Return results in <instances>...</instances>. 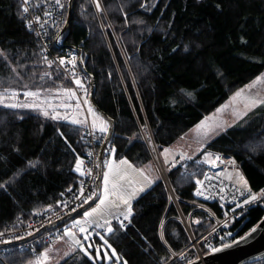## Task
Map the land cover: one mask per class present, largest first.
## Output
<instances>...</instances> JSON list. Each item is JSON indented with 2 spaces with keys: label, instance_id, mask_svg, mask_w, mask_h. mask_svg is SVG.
<instances>
[{
  "label": "trees",
  "instance_id": "16d2710c",
  "mask_svg": "<svg viewBox=\"0 0 264 264\" xmlns=\"http://www.w3.org/2000/svg\"><path fill=\"white\" fill-rule=\"evenodd\" d=\"M99 3L97 9L95 0H75L71 26L62 41L81 50L85 76L95 79L94 101L115 121L117 159L126 158L149 171L153 164L150 136L159 151L174 145L235 90L245 89L264 72V0ZM0 50L4 53L0 55V91H16L26 103L42 105L15 109L0 105V184L6 185L0 188L3 229L24 223L34 210L56 207L66 189L78 187L82 177L75 163L77 157L83 159L87 145L84 125L52 118L61 111L63 97L68 107L72 105L64 90H76L58 65L49 67L44 60L39 39L25 24L20 0H0ZM54 51L72 49L54 43ZM83 85L90 89L85 79ZM27 91H40V100L26 97ZM208 145L235 156L251 186L260 193L264 190V112L251 115L244 126L224 131ZM168 178L177 204L171 201L163 179L155 177L133 202L130 227L122 230L113 224L114 233L106 236L120 258L113 256L114 262H170L172 252L179 254L191 243L181 213L196 238L210 228L209 215L196 208L192 177L182 175L176 166ZM263 216L264 205L252 207L233 227L242 236ZM161 221L167 244L160 238ZM101 241L97 239L100 245ZM44 249L45 245L39 251ZM12 254L0 264L34 260L30 251ZM58 264L105 262L89 260L77 250ZM251 264H264V260Z\"/></svg>",
  "mask_w": 264,
  "mask_h": 264
},
{
  "label": "built area",
  "instance_id": "2783aa9c",
  "mask_svg": "<svg viewBox=\"0 0 264 264\" xmlns=\"http://www.w3.org/2000/svg\"><path fill=\"white\" fill-rule=\"evenodd\" d=\"M21 1V0H20ZM60 3L64 5L63 8L56 3V0H30L29 12L25 15V24L41 43V51L44 56L53 61L54 64L58 65L68 76L74 85L79 101L85 109L87 123L84 125V139L87 145L85 155L83 157L84 164L83 171L85 175H81V181L78 187H70L71 192L68 189L65 190L64 196L57 203L56 207L34 210L32 217L26 220L24 223H14L6 228L1 229L4 235L0 236V244H8L16 241H21L29 238L30 236L37 234V236L29 241L20 243L18 245H11L0 247V260L5 259L13 252L30 251L33 257L36 259L41 251V246L52 245L62 235L63 230L60 225L56 224L64 216L71 214L73 211L81 207L84 197L77 199L79 195V188L81 183L85 188V196H88L92 192H96L97 180L99 176V152L103 144L104 137L102 133L95 130L91 126V122L88 117L86 103L88 102V96L90 89L89 87H78L73 79V76L82 75L84 71L78 64L80 53L77 48L72 49L71 52L57 53L54 51V43L63 44L62 35L60 36L59 31H62L66 24L65 11L69 8L70 0H60ZM22 4V3H21ZM47 13V14H46ZM38 18V22H37ZM64 58L66 60L65 65L59 64V59ZM75 58V66L72 65V59ZM86 84L90 85V78L85 77ZM87 101V102H86ZM149 147L153 160L155 161L161 177L164 181L166 189L169 193L171 201L177 204V199L173 187L169 181L167 171L161 162L160 154L154 143L150 141ZM114 149L113 138L108 143L105 154L109 155ZM201 149V148H200ZM185 153L182 157L179 168L182 175L191 176L194 183L193 195L197 204L200 205V210L206 212L211 218L210 228L203 233L199 238H196L192 232L190 222L182 215L180 220L184 224L187 232L190 236L191 243L188 248L182 252L187 259H182L179 255L172 252V259L166 264H172L178 262L187 264V262L195 261L197 259L203 260L204 257L212 252L209 245L219 246L223 237L225 243H229L232 237H239L238 228L233 226L243 218L246 213L255 206L264 205V196H261L260 200L253 202L248 205H244V200L248 196V191L242 185L237 184V173H242V163L232 155H226L223 152H219L211 149L207 145H204L203 151L201 150ZM91 153V155H89ZM211 153L214 158L219 155L221 159L216 161L215 165L206 163L204 157L206 154ZM187 157H191L188 159ZM91 169V174L87 173V170ZM202 181L201 185L196 184V180ZM244 179H246L244 177ZM247 180V179H246ZM248 182V180H247ZM248 187L251 188L252 193L260 196V192L251 186L248 182ZM200 190L203 195L197 196L196 191ZM244 192L242 196L240 193ZM207 197V198H206ZM66 202L67 206H65ZM240 204L241 207H237ZM201 205L203 207H201ZM211 205V206H210ZM235 209V211H233ZM38 213V214H36ZM122 218V217H121ZM114 223L119 226L118 222L114 219ZM31 225V227H29ZM45 230L47 226H50ZM126 228H120L127 230L131 223L125 221ZM38 229V231H37ZM191 229V233H189ZM160 227V232H161ZM29 233H32L29 235ZM229 233L232 237H229ZM205 238H207L205 240Z\"/></svg>",
  "mask_w": 264,
  "mask_h": 264
},
{
  "label": "snow or ice",
  "instance_id": "6c2138e0",
  "mask_svg": "<svg viewBox=\"0 0 264 264\" xmlns=\"http://www.w3.org/2000/svg\"><path fill=\"white\" fill-rule=\"evenodd\" d=\"M22 3V14H27L29 12V4L30 0H21ZM56 3L60 5L61 8L64 7L63 4L60 3V0H56ZM95 6L97 9H100L101 5L99 3V0H95ZM47 14V13H46ZM125 13V17H126ZM23 18V16H22ZM38 22V18H37ZM0 55H4L3 51L0 50ZM5 59H7V56L5 55ZM44 60L48 63L49 67L52 66L53 61H49L47 56L44 57ZM59 64L60 65H65L66 60L64 58L59 59ZM72 65L73 67L75 66V58L72 59ZM13 71L16 72V69L13 68ZM16 75L19 76V73L16 72ZM45 75H49V73H45ZM22 79V77H21ZM74 82L76 85H78L80 88H83L84 85L82 81L79 78H76L75 75L73 76ZM25 87H27L25 85ZM65 94L69 98H74L76 97L75 91L71 89H65ZM243 90L238 91L233 97V100H236L238 97L242 95ZM26 97H31L34 100H40L41 97V92L40 91H27L24 93ZM188 95H191V93H188ZM18 93L16 91H9L5 89V91L0 92V105H3L4 107L7 108H39L41 107V103H20L17 99ZM13 100L15 102L11 103H5V100ZM78 99V98H77ZM87 102V101H86ZM258 104H264V100L254 98V97H248L247 98V103L245 105V111L241 113H237V118L241 119L243 116H246L248 114V110H251V108L257 106ZM49 107H53L51 104L48 105ZM61 107H68V105H61ZM77 107H79V104H77ZM224 107H228V105H225ZM53 111L55 113V108L53 107ZM218 112L223 111V108L218 109ZM88 112L92 114V124L91 126L95 129L98 128L99 132L101 133H107L109 131V125L108 123L103 120L102 118L98 117L96 112L89 106ZM43 114L45 116L49 115V112L47 110H44ZM53 119H58L61 118L59 113H55L52 117ZM64 119H68L67 116L63 117ZM214 117H206L205 121L201 123V125L197 126V129L199 130L200 128H205L207 131L205 132V135H207V132L212 131L214 128H219L221 130H226L224 127V122L220 123H214V124H208L207 121L213 120ZM99 120V123L97 121ZM73 124L77 125H82L86 123V118L85 119H76L73 118L71 121ZM63 135V134H61ZM203 143L201 142V151H203ZM75 149H73V152ZM113 152L115 151L114 149L112 150ZM168 153L169 149H164L163 150V155L165 158V163L168 162ZM91 155V153H89ZM181 156L184 157V154L181 153ZM188 159H191V157H187ZM221 157L219 155H216L214 158L212 157L211 153H208L204 157V161L206 163L215 165L216 161H219ZM120 165H128L129 168H132L133 166L127 161V159H122L120 160ZM84 164V160L77 157L76 163H75V171L80 173L82 176L85 175V171L82 170V165ZM34 166V165H33ZM175 166V165H173ZM118 165L115 164H108V172L103 174V188L102 192L100 194H97L96 192L90 193L88 196H85V188L83 186V183H81V186L79 188V195L76 197L79 199L80 197H84L83 203L88 204L90 201H93L94 199H98V203L94 206L91 207L90 211H86L83 215L84 218L82 220H74L72 227H66L63 233V236L59 237V239H64V237H67V240L65 241L71 248L72 252H75L79 250L86 256L89 260H96V259H101V258H107L109 260L112 259L113 256L116 257L117 261H119V257L116 254L115 249L112 247V245L108 242L107 239H105L104 236L99 235V233H96V235H99L100 240L103 241L104 249H102L99 245H94L92 243H88L91 239V234L89 233V228L95 225L98 228H103L106 230L108 234H113L114 233V228L112 227V220L115 219L119 226L121 228H126L125 221H128L131 223L130 217L132 216V207H131V201L132 199L137 195V190H132V191H127V192H121L117 195H115V198H113L114 192L113 190L117 188V183L115 182V176L118 174ZM135 170V169H134ZM139 174L143 178V181L147 185H151L154 183V180L152 177L147 175L143 169H139ZM88 174H91V169L87 170ZM110 177H113V180L110 182ZM237 184L242 185L244 188L247 189L248 191V196L244 200V205L251 204L253 202H257L260 200L261 196H264V190H261L260 196H258L255 193H252L251 188L248 187V182L242 175L237 173ZM111 183V187H110ZM197 185H201L202 181L199 179L196 180ZM6 185L5 184H0V188H4ZM144 188L141 187L138 191H143ZM69 192L72 191L71 188L68 189ZM242 196L244 195V192L241 191L240 193ZM63 195V193L61 194ZM197 196L203 195V192H201L199 189L196 191ZM207 198V197H206ZM65 206H67L66 202ZM201 207H203L201 205ZM237 207H241L240 204H237ZM49 210L52 208L51 205L48 206ZM123 209V210H121ZM235 211V209H233ZM38 214V213H36ZM122 217V218H121ZM195 223L199 224L200 221L196 220ZM261 225H264V221H262L260 224L254 226L248 233L245 235L239 237L237 239L236 237H232V234L229 233V237H232L231 241L229 243H225L223 237L220 238V245L219 246H213L209 245V248L211 249L212 252H220L223 251L227 248L239 245L240 243L245 242L246 240L250 239L253 234H255ZM31 227V225H29ZM160 227H161V240H164V234H163V228H164V221L160 222ZM73 228H78L79 233L83 234L82 236H78L76 232H74L72 229ZM38 231V229H37ZM32 233H29L31 235ZM4 233L0 232V236H3ZM207 238H205L206 240ZM0 242H7V241H0ZM165 244H167V241L164 240ZM170 247V246H169ZM89 249H94V252H90ZM108 250L111 251V255H109ZM103 251V257H101V252ZM52 252V249L50 248H45L40 255L36 258V260L29 261V264H50L51 261L55 260V257L51 256L50 253ZM65 256L69 255V253H65ZM179 255L182 259H187L186 256H184L183 253L177 254ZM58 264V261H57ZM123 264H127V261H124ZM187 264H193V261H188Z\"/></svg>",
  "mask_w": 264,
  "mask_h": 264
},
{
  "label": "rangeland",
  "instance_id": "374dc122",
  "mask_svg": "<svg viewBox=\"0 0 264 264\" xmlns=\"http://www.w3.org/2000/svg\"><path fill=\"white\" fill-rule=\"evenodd\" d=\"M68 9L69 8H67L65 11L66 20H67V16H68V14H67ZM80 57L83 59V55H82L81 50H80ZM75 77L79 78L83 83V80L85 79V73H83L82 75H77ZM71 90H73V89H71ZM241 90H243L242 95L240 97H238L236 100H233L232 97L238 91H241ZM9 91H11V90H9ZM0 92H3V91H0ZM248 97H254V98L264 100V72H262L252 82H250L249 86H247L245 89L235 90L232 93L230 98H228L226 101H224L223 103H221L219 105V107L216 109L215 112L206 116V117H214L213 120H209V121H207V123L208 124H214V123H220L222 121V122H224V127L226 128V130L231 129V128H235V127L244 126L245 123L247 122L248 118L251 115H254V114L260 113V112H264V104H258L257 106L251 108V110H248V114L246 116H243V118L238 119L236 114L241 113V112L246 110L245 105L247 103ZM77 98H78L77 95L74 98H69L72 105L69 107H62L61 111H59L60 117L63 118L65 116H67L68 119L71 121L73 118H76V119H85L86 118V120H87L85 109L83 108L81 102ZM17 99L20 103H26L19 96L17 97ZM67 101L68 100L63 97L60 100L61 105H67L68 104ZM11 102H15V101L8 100V99L5 100V103H11ZM28 103H29V101H28ZM77 104H79V107H77ZM225 105H228V107H224ZM89 106H91V105L89 102H87L86 103V109H87L89 120L92 123L93 117H92V114L88 112ZM221 108H223V111L218 112L217 110L221 109ZM96 114L98 117L105 120L99 113L96 112ZM206 117H204L197 124H195L193 127H191L185 133V135L178 142H176L174 145H172L170 147L163 148L160 151L158 150V152L160 154L161 162L167 171V175H168L169 171L176 168V166H179V163L182 159V156H180L181 153H191V152L198 151L201 148V142L203 143V146L207 145L209 147V145H208L209 142H211L217 136H219L221 133L226 131V130H221L219 128H214L212 131L207 132V135H205V132L207 130L205 128H200L198 130L197 126L201 125V123L205 121ZM86 123H87V121H86ZM97 123H99V120L97 121ZM95 130H98V128H95ZM152 140L153 139L150 136V141H152ZM164 149H169L168 162L167 163H165V158L163 155ZM122 159H126V158H122ZM122 159L115 158L113 152H110V154L105 156V159H104L105 170H103V174L108 172V164H115V165L119 166L118 170H117L118 174L114 178L115 182L117 183V188L113 190V192H114L113 198H115V195H117L121 192L137 190V195L131 201V207H132V204L136 200V198H138L141 194H143L145 191H147L152 186V184L149 186L143 181V178L140 176L139 171H138L141 168L132 164L130 162V160L127 159V161L133 166L132 168H129L128 165H120L119 162ZM173 165H175V166H173ZM82 169H83V166H82ZM144 172L147 175H149L150 177H152L153 180L155 177H158V176L161 177L159 169H158L154 160H153V164L151 165V168L149 169V171L144 170ZM112 180H113V177H110V182ZM110 187H111V183H110ZM141 187H143L144 190L138 191ZM102 188H103V179H102V183H101V192H102ZM98 202L99 201H97V203ZM95 205H93L92 207H94ZM195 205H196V208L198 210H200V205H198L197 203ZM90 210H91V207L89 209H87L86 211H90ZM121 210H123V209H121ZM86 211H84L80 215L70 219L65 224H58L63 229V233H64V230L66 227H72L74 220H82L84 218L83 214ZM113 224H114V219L112 220V227L114 228ZM72 230L74 232H76L78 236L83 235V234L79 233L78 228H73ZM63 233L61 236H63ZM89 233L91 234V239L88 243H92L94 245H99L102 249H104L103 241H101L102 244L100 245L99 243H97V239L99 238V235H102L105 237V239H107L106 236L108 235V233L106 232V230L103 228H98L95 225H93L92 227L89 228ZM96 233H99V235H96ZM160 234H161V232H160ZM66 240H67V237H64L63 240L58 238L55 245L52 244V245L45 246V248H50L54 252V253H50L51 256L55 257V260H53L52 264H57V261H58V263H60L62 260H64L65 258H67L68 256H70L73 253L71 251L70 246L65 242ZM89 251L94 252V249H89ZM66 252L69 253V255L65 256L64 254ZM108 252H109V250H108ZM11 255H13V254H11ZM11 255H9V256H11ZM100 255H101V257H103V251L101 252ZM109 255H111L110 252H109ZM35 260L36 259L34 258L33 262ZM96 260L104 261L105 264H119L118 262L113 261V257L111 260H109L107 258H101V259H96Z\"/></svg>",
  "mask_w": 264,
  "mask_h": 264
},
{
  "label": "water",
  "instance_id": "95a60500",
  "mask_svg": "<svg viewBox=\"0 0 264 264\" xmlns=\"http://www.w3.org/2000/svg\"><path fill=\"white\" fill-rule=\"evenodd\" d=\"M74 6H75V0H70L66 24L64 28L62 29L60 36L65 34L70 29L73 12H74ZM58 47L75 49V47H70L64 44H59ZM78 51L80 53V49H78ZM78 63L85 72L86 66H85L84 60L81 57H79ZM90 80H91V83H90L89 103L91 107L108 122V125H109V131L106 133L105 139L103 141V144L99 152V157H100L99 176L97 180L96 193L100 194L101 193V183L103 179V170H104V167H103L104 152H105V149L108 143L110 142V140L115 134V121L112 118H110L106 113L101 111L96 105L94 101L95 79L94 77L90 76ZM97 201L98 199H94L93 201H90L88 204L82 205L81 207L76 209L74 212H72L70 215L63 217L56 224H65L70 219L80 215L81 213H83L84 211H86L87 209L95 205ZM262 221H264V216L258 222V224H260ZM49 227H51V225L47 226L45 230L48 229ZM188 231L189 233H191V229H189ZM36 236L37 234H34L30 236L29 238L21 240V241H16V242L8 243V244H0V247L18 245L20 243L29 241L35 238ZM261 260H264V225H261L259 230L255 234H253L250 239L246 240L245 242L240 243L239 245L227 248L220 252L208 253L204 257L203 260H200V259L195 260L193 261V264H251V263L261 261Z\"/></svg>",
  "mask_w": 264,
  "mask_h": 264
},
{
  "label": "crops",
  "instance_id": "0c3cea01",
  "mask_svg": "<svg viewBox=\"0 0 264 264\" xmlns=\"http://www.w3.org/2000/svg\"><path fill=\"white\" fill-rule=\"evenodd\" d=\"M56 241H57V240H56ZM55 244H56V242H55ZM55 244H54V245H55ZM51 253H54V252L52 251ZM52 262H53V261H51L50 264H52Z\"/></svg>",
  "mask_w": 264,
  "mask_h": 264
}]
</instances>
